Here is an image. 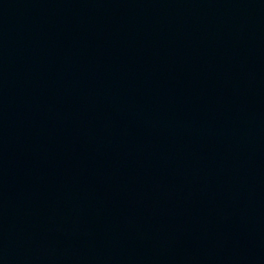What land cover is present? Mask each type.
Here are the masks:
<instances>
[{
    "label": "water",
    "instance_id": "water-1",
    "mask_svg": "<svg viewBox=\"0 0 264 264\" xmlns=\"http://www.w3.org/2000/svg\"><path fill=\"white\" fill-rule=\"evenodd\" d=\"M0 264H264V0H0Z\"/></svg>",
    "mask_w": 264,
    "mask_h": 264
}]
</instances>
